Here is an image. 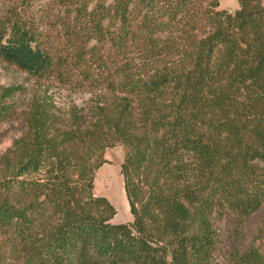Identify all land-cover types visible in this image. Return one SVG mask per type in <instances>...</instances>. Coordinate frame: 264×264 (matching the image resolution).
I'll list each match as a JSON object with an SVG mask.
<instances>
[{"label": "trees", "instance_id": "1", "mask_svg": "<svg viewBox=\"0 0 264 264\" xmlns=\"http://www.w3.org/2000/svg\"><path fill=\"white\" fill-rule=\"evenodd\" d=\"M236 1L228 13L216 0H80L83 42L104 54L67 76L35 31L8 23L1 61L90 97L18 110L0 91V122L24 129L0 157V264H211L222 215L256 224L233 264H264V0ZM115 145L130 223L112 224L92 193Z\"/></svg>", "mask_w": 264, "mask_h": 264}, {"label": "rangeland", "instance_id": "2", "mask_svg": "<svg viewBox=\"0 0 264 264\" xmlns=\"http://www.w3.org/2000/svg\"><path fill=\"white\" fill-rule=\"evenodd\" d=\"M112 1L90 0L86 11L97 4L107 5ZM216 1V10L232 13L238 9L236 0H233L235 8L230 7V0ZM80 4V0H0V42L7 35L8 23L21 22L35 31L37 41L50 54L53 63L62 64L60 68H55L59 73L66 76L69 73L77 74L86 63L104 54L102 45L83 42L81 11V16H78ZM204 4L206 3L203 2L202 5L201 2V6H205ZM56 77L34 80L0 59V91H16L13 101L18 110L23 109L35 95L46 97L60 112L71 106H83L87 102L90 93L84 83L61 84L59 76ZM75 77L76 75L72 78ZM23 130L19 117L0 122V157ZM122 158L123 150L119 145L105 149V162L94 172L93 178V195L104 197L114 209L115 214L110 220L112 224L131 222L119 172ZM231 217L222 215L213 219V226L219 235V246L211 264H233V248L241 249L254 239L256 224L250 227L245 225L237 231ZM258 243L256 240L255 245Z\"/></svg>", "mask_w": 264, "mask_h": 264}, {"label": "crops", "instance_id": "3", "mask_svg": "<svg viewBox=\"0 0 264 264\" xmlns=\"http://www.w3.org/2000/svg\"><path fill=\"white\" fill-rule=\"evenodd\" d=\"M229 4H230L231 8H235L236 7V5H233V0H230Z\"/></svg>", "mask_w": 264, "mask_h": 264}]
</instances>
